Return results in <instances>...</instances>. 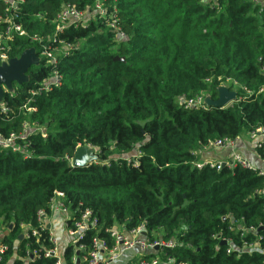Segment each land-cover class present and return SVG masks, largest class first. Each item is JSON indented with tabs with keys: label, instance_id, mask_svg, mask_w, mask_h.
Here are the masks:
<instances>
[{
	"label": "trees",
	"instance_id": "1",
	"mask_svg": "<svg viewBox=\"0 0 264 264\" xmlns=\"http://www.w3.org/2000/svg\"><path fill=\"white\" fill-rule=\"evenodd\" d=\"M68 3L89 11L99 3L106 15L57 32L53 42L48 36ZM4 10L0 2V15ZM7 15L28 31L9 42L10 58L34 48L40 62L0 99L1 135L14 133L25 146L22 152L0 147L1 242L7 246L0 264H55L44 255L53 247L49 229L38 237L30 230L39 228V210L51 214L57 192L65 193L72 209L89 208L97 217L100 229L88 231L87 242L98 234L112 245L106 229L129 230L145 221L149 237L182 243L167 251L176 262L264 264L261 254L227 253L216 238L226 231L229 215L264 221V199L257 195L263 179L242 167L194 166L216 139L264 128L261 7L253 0H24ZM113 18L125 39L118 40L109 26ZM42 45L52 46L64 83L34 95L55 69L41 57ZM223 84L238 94L230 105H181L199 94L215 98ZM31 100L34 110L20 111ZM24 123L36 130L25 133ZM83 146L97 158L73 167ZM23 224L30 236L19 239ZM76 253L67 246V264H74Z\"/></svg>",
	"mask_w": 264,
	"mask_h": 264
},
{
	"label": "built area",
	"instance_id": "2",
	"mask_svg": "<svg viewBox=\"0 0 264 264\" xmlns=\"http://www.w3.org/2000/svg\"><path fill=\"white\" fill-rule=\"evenodd\" d=\"M5 5V15H0V23L6 24L4 29H0V66L8 63L12 58L8 54L9 42L15 36H27L28 31L24 26L17 22L14 16H8L7 13L19 8L24 0H0ZM253 2L261 7V11H264V0H253ZM106 10L102 4L97 3L93 10H81L75 4H65L61 11L58 13L55 19V33L48 36L49 40L53 42L57 41V32L67 29L71 25L76 27L86 25L91 20L104 17ZM109 26L113 30L117 31L120 35L125 36V33L117 26V19L113 18L109 22ZM53 37V38H52ZM33 40H42L41 36L34 35ZM63 44V42H60ZM65 45V44H63ZM67 46V45H65ZM68 47V46H67ZM52 46H43L41 51V57L47 58L48 63L53 65L55 69L51 72L48 79L38 88L37 91L32 90V94L49 93L54 89H58L63 86L64 75L60 73L56 67L59 65V61L56 55L51 50ZM227 83L232 82L234 88L238 87L236 80L227 78ZM220 87H227L231 89L229 85L223 84ZM219 87V88H220ZM242 89H246L241 86ZM263 88L259 91L262 92ZM237 93V92H236ZM248 93H251L248 91ZM208 99H216L210 95L199 94L192 98H184L181 100V105L185 108L195 109H209L212 106L208 104ZM238 99V94L235 100ZM33 100L25 103L20 111L24 108L27 111L34 110ZM224 106V107H226ZM7 111V109H6ZM25 133H29L31 130L30 125L24 123ZM36 130V129H35ZM248 139L253 148V158L250 159L240 152L237 147L240 138H218L211 142L210 147L217 150H228L230 155L224 158H212L203 157L194 166L202 170L204 168H210L215 170H221L224 167L229 169H235L242 167L245 169L255 171L262 179L263 184L257 190V195L264 199V128L258 127L251 130L248 134ZM17 135L12 133L9 137H3L0 133V147L4 149H11L14 152H22L25 148L21 143H17ZM21 139H24L22 134ZM24 158H30L31 155L28 152H23ZM51 213H60L64 216V224L67 229V236L73 241V246L79 254H75L72 257L74 264H186L184 262H176L175 258L167 255V251L174 249L182 243H179L175 238L155 237L151 238L147 234V225L145 221L140 222L137 226L125 230L118 227H111L106 229V233L111 235L113 244L110 245L105 237H100L98 234L91 237L87 242V232L91 230H99V223L93 211L89 208L82 209L80 206L74 210L71 208L66 200V195L63 192H57L51 198L50 201ZM79 213L78 216L75 214ZM49 214L41 209L37 213V222L39 228H32L31 235L38 237L41 235L40 231L49 229V241L53 244L52 248H45L44 255L46 257H53L56 259L55 264H66L65 258L59 249L58 240L50 229L51 223L49 222ZM24 236H30L28 231V225H24ZM264 221L258 223H248L245 217H236L234 215L228 216V223L226 231L216 235L219 242H224L226 245L227 253H235L236 256L261 254L264 262ZM7 250V246L3 243L0 244V261L2 260V254ZM34 255H32L33 258Z\"/></svg>",
	"mask_w": 264,
	"mask_h": 264
},
{
	"label": "water",
	"instance_id": "3",
	"mask_svg": "<svg viewBox=\"0 0 264 264\" xmlns=\"http://www.w3.org/2000/svg\"><path fill=\"white\" fill-rule=\"evenodd\" d=\"M124 60V58L116 57V60ZM40 58L34 48L25 50L20 57L12 58L8 63L0 66V98L3 96V86L12 87V83H22L26 79V72L31 65L38 64ZM218 95L216 99H208V104L215 108H222L230 101L235 100L237 93L229 90L227 87L218 88ZM97 158L94 150L83 146L79 147L72 159L73 167L86 166ZM24 238V234L19 236V239ZM224 244V242H221ZM80 252L77 251V254Z\"/></svg>",
	"mask_w": 264,
	"mask_h": 264
},
{
	"label": "crops",
	"instance_id": "4",
	"mask_svg": "<svg viewBox=\"0 0 264 264\" xmlns=\"http://www.w3.org/2000/svg\"><path fill=\"white\" fill-rule=\"evenodd\" d=\"M243 137L240 138V140H239L240 142L238 144L237 149L240 152H242L245 156L252 159L254 156L252 145H251V143L243 142ZM209 153L208 152L204 153L203 157H207L205 155H208ZM229 155H230V151H228V150H218V153L215 154V158H224V157H227ZM49 222L51 223L50 229H51L52 233L55 235V237L57 238L58 245H59V242L63 241L64 236H65V233H63L62 228H61L62 225L64 227V216L60 213H51L49 216ZM3 235H5V233H0V244L2 243L1 240H2ZM62 252L64 253V251H62Z\"/></svg>",
	"mask_w": 264,
	"mask_h": 264
},
{
	"label": "rangeland",
	"instance_id": "5",
	"mask_svg": "<svg viewBox=\"0 0 264 264\" xmlns=\"http://www.w3.org/2000/svg\"><path fill=\"white\" fill-rule=\"evenodd\" d=\"M116 32V38L119 40V39H125V36H122V35H120L117 31H115ZM11 88V87H10ZM9 87H7V86H3L2 87V91H5L6 89H10ZM1 99V98H0ZM233 103V102H232ZM231 104V103H230ZM229 104V105H230ZM35 129V128H34ZM40 129L41 130H43V132H45V127H40ZM243 142H246V143H250V141H249V139H248V135L246 134V135H244V137H243ZM209 151H206V152H210L208 155H205V156H207V157H212V158H215V154L216 153H218V150L217 149H213V148H210V149H208ZM204 156V155H203ZM52 228V227H51ZM61 228H62V231H63V233H65V236H64V240L63 241H60L59 242V249H60V251L62 252V251H64L66 248H67V246H69V245H73V241L71 240V239H69L68 238V236H67V229L65 228V224H64V227H63V225L61 226ZM6 232V229L4 228V227H0V233H5ZM62 254H63V256H64V253L62 252ZM65 258V257H64ZM67 264V263H66Z\"/></svg>",
	"mask_w": 264,
	"mask_h": 264
}]
</instances>
